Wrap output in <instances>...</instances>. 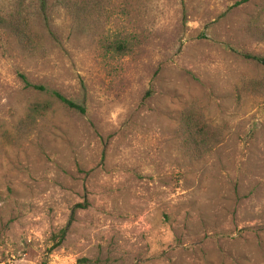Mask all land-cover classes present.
<instances>
[{"label": "rangeland", "instance_id": "obj_1", "mask_svg": "<svg viewBox=\"0 0 264 264\" xmlns=\"http://www.w3.org/2000/svg\"><path fill=\"white\" fill-rule=\"evenodd\" d=\"M239 54L264 58V0H0V264H264V67Z\"/></svg>", "mask_w": 264, "mask_h": 264}, {"label": "trees", "instance_id": "obj_2", "mask_svg": "<svg viewBox=\"0 0 264 264\" xmlns=\"http://www.w3.org/2000/svg\"><path fill=\"white\" fill-rule=\"evenodd\" d=\"M40 6H43L44 0H38ZM109 48L112 52L116 55L123 56L127 54L128 48L126 43L123 42H116L114 44L109 45ZM239 56L246 61H251L259 66L264 67V58L256 57L249 54H239ZM19 79L24 88H29L37 92H45V89L41 86H33L26 82V80L19 76ZM50 95L65 109L74 111L79 115H83L85 110L83 106L75 104L70 100H67L60 94L56 92H50ZM182 127H183V134L185 136L184 143L188 146V151L190 154H198L200 151H208L212 147L207 143L208 135L207 130L204 125L198 122L196 119H192L190 116H184L182 119ZM65 229H61L58 233V242L55 246L64 238ZM87 262L88 261H84Z\"/></svg>", "mask_w": 264, "mask_h": 264}]
</instances>
